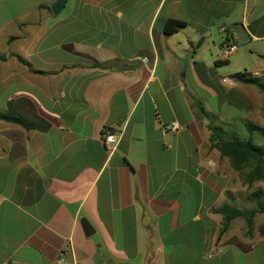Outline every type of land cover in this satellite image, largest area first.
<instances>
[{"label": "crops", "instance_id": "1", "mask_svg": "<svg viewBox=\"0 0 264 264\" xmlns=\"http://www.w3.org/2000/svg\"><path fill=\"white\" fill-rule=\"evenodd\" d=\"M55 1L0 0V113L48 125L0 120V264H264V214L223 230L249 181L210 140L264 128L233 78L264 82V0Z\"/></svg>", "mask_w": 264, "mask_h": 264}, {"label": "trees", "instance_id": "2", "mask_svg": "<svg viewBox=\"0 0 264 264\" xmlns=\"http://www.w3.org/2000/svg\"><path fill=\"white\" fill-rule=\"evenodd\" d=\"M183 26H185L184 22L178 20H168L164 25V33L166 35H171L177 32V30ZM233 78L238 82L253 85L260 91L264 92V82L257 77L243 72L234 74ZM23 101V99L19 100V102ZM12 106V103H9L8 112L0 113V120L14 122L27 129L36 127V123L40 125L42 130L47 128L48 125L37 116L34 117V120H32L24 117L21 114L12 113V110L10 109ZM244 128L247 132L246 139L229 136L230 129L232 131L233 128L229 127V131H226L223 129V127H211L210 140L220 151L221 155L229 158L231 165L235 170L242 171L243 168L248 166L250 162H254L255 165L253 170L246 175L248 181L253 182L260 174V171L262 170V163L264 161V144L259 145L254 143L253 134L258 132L264 138V128L250 122L245 123ZM226 137L228 138L226 139ZM250 199L254 202L255 209L241 211L230 206H225L221 209V211L224 213L223 230H225L229 222L236 217L245 218L248 222V225H251L252 218L256 214H264V194L257 191L250 196ZM262 231H264V229Z\"/></svg>", "mask_w": 264, "mask_h": 264}, {"label": "rangeland", "instance_id": "3", "mask_svg": "<svg viewBox=\"0 0 264 264\" xmlns=\"http://www.w3.org/2000/svg\"><path fill=\"white\" fill-rule=\"evenodd\" d=\"M3 12H1V14H3ZM4 15H0V19H6L5 17H3ZM258 61V60H256ZM258 62H256L255 66H257ZM233 128L232 131L229 132V136H235L237 138L240 139H246L247 138V132L246 130L243 129V127H241V125L238 123H232V127ZM228 136V135H227ZM229 137V138H231ZM228 137H226L227 139ZM253 141L256 144H264V138L263 136H261L258 132L253 134ZM255 163L254 162H250L248 166L244 167L242 171H240L241 176H244L248 173H250L253 168H254ZM247 180V179H246ZM244 186H242L243 188H246V191L242 194L241 197H239V201H236V203H234V205H230V207H233L237 210H243V211H249L251 210L255 204L254 202L250 199V196L253 195L254 193L261 192L262 194H264V161L262 163V170L260 171V174L258 175V177L253 181V182H243ZM257 215V214H256ZM260 217V216H259ZM259 217L256 218L255 221V227L260 226L263 227L264 229V222L261 221L259 219ZM252 227V225H250ZM261 229V230H263ZM264 232V231H262ZM258 250H256L255 254H258ZM257 257V256H255ZM264 260V259H263ZM252 259H249V261L246 263L243 260L240 261V264H251ZM254 262L259 263L260 261L255 259Z\"/></svg>", "mask_w": 264, "mask_h": 264}, {"label": "built area", "instance_id": "4", "mask_svg": "<svg viewBox=\"0 0 264 264\" xmlns=\"http://www.w3.org/2000/svg\"><path fill=\"white\" fill-rule=\"evenodd\" d=\"M236 47L234 45L227 46L224 49V55H230L235 51ZM223 81L230 82L227 78H223ZM162 130L165 133H177L181 130H183V126L178 124L177 122H168L162 125ZM101 142L105 146V148L111 153L113 150L114 144L116 143V137L115 135L109 131L108 129H104L101 134ZM59 263L64 262V254L61 252L59 253Z\"/></svg>", "mask_w": 264, "mask_h": 264}, {"label": "water", "instance_id": "5", "mask_svg": "<svg viewBox=\"0 0 264 264\" xmlns=\"http://www.w3.org/2000/svg\"><path fill=\"white\" fill-rule=\"evenodd\" d=\"M66 0H57L51 5V10L53 14H58L62 8L64 7ZM82 225L85 231V234L87 236L91 235L93 233V229L91 225L87 221H82Z\"/></svg>", "mask_w": 264, "mask_h": 264}]
</instances>
